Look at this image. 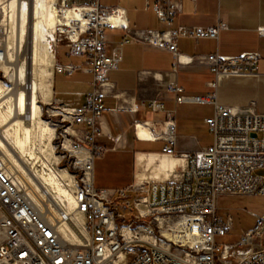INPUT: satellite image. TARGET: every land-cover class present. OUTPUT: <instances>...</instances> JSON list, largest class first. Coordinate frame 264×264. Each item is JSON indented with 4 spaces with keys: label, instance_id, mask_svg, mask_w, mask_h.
<instances>
[{
    "label": "built area",
    "instance_id": "obj_1",
    "mask_svg": "<svg viewBox=\"0 0 264 264\" xmlns=\"http://www.w3.org/2000/svg\"><path fill=\"white\" fill-rule=\"evenodd\" d=\"M182 1L157 0L151 7L162 27L132 35L146 46L170 51L176 64L194 60L178 53L179 38L215 39L221 29L227 28L221 21L211 26L173 27ZM59 7H66L63 0ZM71 7L84 21L71 19L58 24L51 40L55 47L65 46L68 55L84 56L85 67L92 74L91 88L82 103L58 104L55 108L59 121L66 123L62 130L78 168L72 174V198L82 222L76 224L64 211L53 214L40 210L32 203L26 184L0 156V264H264V242L254 245L264 233V213L253 214L252 227L236 242H216L217 237L231 230L233 223L231 214L219 207L221 196H264V174L254 172L264 170V115L252 108L238 109L214 102L212 115L205 119L212 142L183 155L186 162L179 179L130 189L96 188L93 161L103 149L95 139L105 110V88L111 85L107 72L116 68L119 61L107 49L106 29L128 30V25L124 9L101 6L99 0ZM113 16L116 23L111 22ZM258 31L264 34V27ZM5 52L4 27L0 25V62ZM195 59L204 63L216 79L252 77L256 75L259 53H212ZM80 66L69 63L57 68L70 73ZM164 88L176 94L178 103H207L214 97L186 95L172 83H165ZM149 106L152 110L162 107L156 100H150ZM142 125L152 135L149 139L165 141L162 153L175 156L172 118L164 120L159 129L147 122ZM128 190L138 193L131 199L134 214L130 219L113 205ZM127 205L129 200L124 199L123 207ZM66 221L77 232L75 240L68 239L59 228Z\"/></svg>",
    "mask_w": 264,
    "mask_h": 264
},
{
    "label": "crops",
    "instance_id": "obj_2",
    "mask_svg": "<svg viewBox=\"0 0 264 264\" xmlns=\"http://www.w3.org/2000/svg\"><path fill=\"white\" fill-rule=\"evenodd\" d=\"M63 1L65 6L71 7L85 5L88 0ZM155 2L157 0H99L101 6L124 9L128 30L106 29L107 49L113 51L119 61L116 68L107 72L111 85L105 88V110L95 139L103 149L93 161L92 180L96 188L130 189L165 179H179L186 162L183 155L204 147L205 133L210 134L212 142L205 119L212 115L214 102L247 109L259 99L256 112L264 115V34L258 31L264 27V0H183L173 27L211 26L221 21L227 28L221 29L215 39L179 38L178 53L194 57L191 63L180 64H176L170 51L146 46L132 38L136 31L162 27L151 7ZM127 39L130 40L120 43ZM55 49L48 100L65 106L80 104L91 88L92 74L85 67L86 58L68 55L67 48L61 44ZM60 50L64 52V62L58 59ZM249 51L259 53L256 75L252 77L216 79L204 63L195 59L212 53L231 56ZM69 63L81 66L70 73L57 68ZM165 83L178 85L186 95L214 94V97L207 103H178L176 94L164 88ZM150 100H156L162 107L152 110ZM168 117L175 123V156L162 153L165 141L149 139V130L142 125L147 122L159 129ZM138 127L147 134H139ZM127 193L138 194L131 190Z\"/></svg>",
    "mask_w": 264,
    "mask_h": 264
},
{
    "label": "bare ground",
    "instance_id": "obj_3",
    "mask_svg": "<svg viewBox=\"0 0 264 264\" xmlns=\"http://www.w3.org/2000/svg\"><path fill=\"white\" fill-rule=\"evenodd\" d=\"M5 1L2 7L9 12L12 24L11 31L4 27L6 52L0 62V70L14 86H6L3 90L0 81V156L7 164L10 163V170L19 180L25 184L28 180L32 181V186L28 185L27 189L34 205L53 214L64 211L72 221L79 224L82 215L76 212L72 198L73 177L65 170L50 166L47 172L37 173L36 170L31 171L26 162L35 157L30 143L36 135L46 140V156L56 160L51 145L53 128L40 117L38 102L48 100L52 91V73L45 67L52 59L51 39L54 38L56 26L68 23L71 19L82 22L84 19L76 8L57 9L56 0ZM110 19L112 23L117 21L114 16ZM22 43L25 44L28 63L32 67L30 76L27 75L25 65L19 62L18 52ZM11 44L14 48L13 56L9 55ZM138 131L141 135L147 134L141 127H138ZM147 136L152 137L149 132ZM23 155H27V158L23 159ZM59 228L68 239L75 240L77 237L69 221L61 222Z\"/></svg>",
    "mask_w": 264,
    "mask_h": 264
},
{
    "label": "rangeland",
    "instance_id": "obj_4",
    "mask_svg": "<svg viewBox=\"0 0 264 264\" xmlns=\"http://www.w3.org/2000/svg\"><path fill=\"white\" fill-rule=\"evenodd\" d=\"M120 1L122 2L125 0H120ZM0 2H1L0 3V25L2 27H6L8 31H11V24H12L11 17L9 15V12L7 13L4 10V7H2L6 1L0 0ZM55 4L57 6V9H59L58 7L60 5V0L55 1ZM66 7L68 9H71L70 6H66ZM26 26L28 28V24ZM10 47L11 48H9V52H10L9 55L13 56L14 48L12 44ZM51 47H52V55H51L52 59L46 65L45 69L48 72L52 73L53 66L55 63V52H56V49H55V46L52 40H51ZM63 53L64 52L60 50L57 55L59 61L61 62L66 61ZM18 54L20 55L19 62L25 65L27 75L30 76L32 67L28 63V54L25 52L24 43H22V47L20 51L18 52ZM0 81L3 84V88H2L3 90H5L6 86L10 88L14 86V84L8 80V76L4 74L1 70H0ZM38 104L40 108V114H39L40 117L50 127L53 128V137H52L51 145H52V153L56 157V160H53V157L48 158L46 156V153H47V150L45 149L46 140L36 135L35 137H32V140L30 143L31 150L34 152L35 157L29 158L26 164L31 171L36 170L37 173H42L43 171L47 172L48 167L50 166L54 169L65 170L72 176V174L77 172L78 168L76 167V165H74V154L68 151V145H67L68 140H67V137L64 136V133L62 130L66 126V123L64 121H59L60 116L55 115V111L57 110L55 108L58 104L51 102L50 100H46V101L39 100ZM259 105H260V101L259 99H256L255 103H252L251 105H249L248 108H252L256 112L257 109L259 108ZM55 124H58V126H55ZM210 142H211L210 134L205 133L204 137L202 138V144L204 146H207ZM22 158L23 159L27 158V155H23ZM45 158L49 160H46ZM8 165H10V163ZM13 165L16 166L15 164ZM254 172L258 174H264L263 169H256L254 170ZM28 185L32 186V181L28 180L26 183L27 188H28ZM132 197L133 196L131 194L126 193L123 199H119L117 201H114L113 203L114 207L117 208L119 212L123 213L127 219H130L132 215L134 214V211L132 210V207H131ZM124 199L129 200V205H127L125 208L123 207ZM219 207L220 209H222L221 211H228L231 214L233 223H232L231 230L224 236L217 237L216 242L218 244L234 243L240 238V236L243 234L245 230L252 227L254 223L253 214L260 216L264 213V196L257 195V194L238 195V196H221L219 198ZM146 220L147 219H143V221H146ZM263 242H264V233L261 238L255 239L254 245H258Z\"/></svg>",
    "mask_w": 264,
    "mask_h": 264
},
{
    "label": "water",
    "instance_id": "obj_5",
    "mask_svg": "<svg viewBox=\"0 0 264 264\" xmlns=\"http://www.w3.org/2000/svg\"><path fill=\"white\" fill-rule=\"evenodd\" d=\"M252 136H255V133H252Z\"/></svg>",
    "mask_w": 264,
    "mask_h": 264
}]
</instances>
